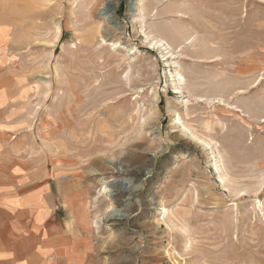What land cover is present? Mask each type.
<instances>
[{
    "label": "rangeland",
    "instance_id": "1",
    "mask_svg": "<svg viewBox=\"0 0 264 264\" xmlns=\"http://www.w3.org/2000/svg\"><path fill=\"white\" fill-rule=\"evenodd\" d=\"M104 1L0 0L4 232L27 264H264V0Z\"/></svg>",
    "mask_w": 264,
    "mask_h": 264
},
{
    "label": "crops",
    "instance_id": "2",
    "mask_svg": "<svg viewBox=\"0 0 264 264\" xmlns=\"http://www.w3.org/2000/svg\"><path fill=\"white\" fill-rule=\"evenodd\" d=\"M4 225H0V264H27V257L25 256V250H23V245L21 244V241H19L18 237L15 238V236H18L19 233H14L15 235H12V233H8V231L4 232ZM3 229V231H2ZM17 230V229H15ZM42 234V233H41ZM45 235V238H44ZM43 236H41V240H37L31 245L32 251L29 253L32 258H35V256L39 257H46L43 252L45 251L46 247H44V244L49 241L50 244H52L53 248V254L57 255V240L58 237H55L52 233H46ZM49 236V238H46ZM8 241L5 243V241ZM29 264H32L31 262H28ZM35 264H41L40 261H38Z\"/></svg>",
    "mask_w": 264,
    "mask_h": 264
},
{
    "label": "bare ground",
    "instance_id": "3",
    "mask_svg": "<svg viewBox=\"0 0 264 264\" xmlns=\"http://www.w3.org/2000/svg\"><path fill=\"white\" fill-rule=\"evenodd\" d=\"M140 1L141 0H130V3H129V6H131L132 4L133 5H136V8H137L138 13L141 12V8L139 7V5H141L140 4ZM111 5L112 4H111V2L109 0L108 1H104V2H102L100 4L99 13L102 16H104V18L107 15V13L112 12L113 8H111ZM135 16H136V14L133 17L135 18ZM145 38L148 39L149 38V34H146L145 33ZM189 38H187V40H189ZM188 43H189V41H188ZM149 45L153 49H158L162 53V56L163 57H167L168 55H170V57H171V56L174 55V53L172 52V47L166 42V40L164 41L163 38L151 39L150 42H149ZM170 76L172 77V80H176L177 81L176 83H178L174 87L175 88V92H177V93L180 92V89H181L180 87L183 84V82L185 81L184 77L181 75V73L178 72V70H175V72H173V73L170 72ZM187 133L189 134L188 137H191V139H193L195 143H198L199 142L203 147H209V146H211L210 145V142H208V140L206 141V140L198 137L197 135H195L193 133V131L191 129L187 128ZM110 163H111V166H113L115 168L114 163L112 161Z\"/></svg>",
    "mask_w": 264,
    "mask_h": 264
}]
</instances>
